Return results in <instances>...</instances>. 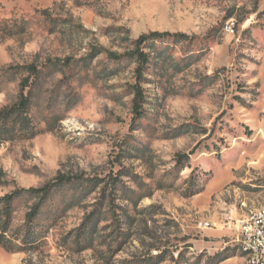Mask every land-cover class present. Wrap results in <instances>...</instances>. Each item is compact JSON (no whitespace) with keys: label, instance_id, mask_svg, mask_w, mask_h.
I'll list each match as a JSON object with an SVG mask.
<instances>
[{"label":"rangeland","instance_id":"1","mask_svg":"<svg viewBox=\"0 0 264 264\" xmlns=\"http://www.w3.org/2000/svg\"><path fill=\"white\" fill-rule=\"evenodd\" d=\"M156 30L196 41L168 42L161 56L146 47L153 58L139 119L129 87L137 63L90 54L126 52ZM191 50L200 56L180 71ZM55 58L71 66L34 90L31 114L43 132L0 144V196L60 174L102 184L119 174L117 204L131 215L132 237L113 264L161 250L159 264H243L234 223L264 206V0H0V66ZM21 77L0 91V108L17 99ZM99 190L64 213L40 251L0 245V264H109L108 252L63 241Z\"/></svg>","mask_w":264,"mask_h":264},{"label":"trees","instance_id":"2","mask_svg":"<svg viewBox=\"0 0 264 264\" xmlns=\"http://www.w3.org/2000/svg\"><path fill=\"white\" fill-rule=\"evenodd\" d=\"M195 41V36L183 32L156 30L141 34L134 41V47L126 52L95 48L90 56L107 53L116 62L131 59L137 63L135 70L137 80L129 87L133 94V110L136 117L141 119L145 114L146 102L143 81L153 58L152 52L147 51L146 47L154 48L153 52L161 56L170 49L171 45L167 44L168 42L186 43L187 46H191ZM158 43L161 45L158 46ZM198 56L199 52L191 50L176 62V66L181 71L192 65L193 59ZM181 65H185L184 68ZM70 66L69 59L61 58L48 59L42 66L36 63L0 66V91L5 85L16 81L17 74L22 76L19 80L17 99L0 108V144L32 139L43 132L31 114L34 90L41 80ZM187 158L188 154L180 153L177 155V163L183 166ZM118 179L119 174L102 184L104 180L101 178L85 175L70 177L60 174L38 187H16L13 191L0 196V245L10 252L40 251L47 245L51 230L64 213L80 205L84 197L99 188L100 196L91 204V210L84 214L79 226L63 236V241L66 243L65 240L72 239L77 251L93 249L100 253L108 252L107 261L113 264V256L122 251L132 237V230L125 222V218L129 220L131 215L128 209L117 204ZM124 189L129 193L126 186ZM197 192L198 190H193L192 193ZM137 203L138 200L134 201V205ZM23 204L27 205V210L24 219L17 222V212ZM165 253L161 250L157 256H152L151 252H148L132 261L124 259L118 264H159L163 261Z\"/></svg>","mask_w":264,"mask_h":264},{"label":"built area","instance_id":"3","mask_svg":"<svg viewBox=\"0 0 264 264\" xmlns=\"http://www.w3.org/2000/svg\"><path fill=\"white\" fill-rule=\"evenodd\" d=\"M227 30L233 31L232 25L226 26ZM205 227H213L208 224H202ZM233 228L232 222L226 224ZM238 232V239H245V243H250L252 247L257 248L258 257L253 264H264V213H258V217H251L250 213H245L238 222L234 223Z\"/></svg>","mask_w":264,"mask_h":264},{"label":"bare ground","instance_id":"4","mask_svg":"<svg viewBox=\"0 0 264 264\" xmlns=\"http://www.w3.org/2000/svg\"><path fill=\"white\" fill-rule=\"evenodd\" d=\"M247 213H250L251 217H258V213H264V206L251 210ZM202 224H208L212 226L211 222H205ZM238 242L240 243L241 251L243 254V258H244L243 264H253L254 262H256L257 257H258L257 248L252 247L250 243H245V239H238Z\"/></svg>","mask_w":264,"mask_h":264}]
</instances>
